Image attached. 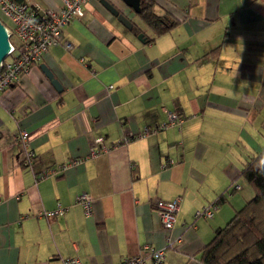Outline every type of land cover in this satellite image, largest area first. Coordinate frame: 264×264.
<instances>
[{
  "label": "crops",
  "instance_id": "obj_1",
  "mask_svg": "<svg viewBox=\"0 0 264 264\" xmlns=\"http://www.w3.org/2000/svg\"><path fill=\"white\" fill-rule=\"evenodd\" d=\"M26 1L40 10L62 4ZM110 1L130 29L88 0L62 40L0 92V264H115L145 245L163 248L167 234L181 241L165 248L162 264H201L216 229L254 194L240 171L264 146V0H153L176 20L157 35L141 3L134 12ZM168 112L182 122L157 130ZM21 130L34 152L30 167ZM81 193L91 197L89 217ZM175 197L166 231L154 204ZM211 203V217H194ZM58 204L62 213L43 214Z\"/></svg>",
  "mask_w": 264,
  "mask_h": 264
},
{
  "label": "built area",
  "instance_id": "obj_2",
  "mask_svg": "<svg viewBox=\"0 0 264 264\" xmlns=\"http://www.w3.org/2000/svg\"><path fill=\"white\" fill-rule=\"evenodd\" d=\"M87 1L62 0V4L58 9L45 8L40 10L37 5L26 0H0V12L9 24L7 31L9 35L14 36L16 39L15 43L10 40L9 56L2 61L0 66V92L19 81L23 75L28 73L32 64L39 62L51 46L58 44L62 40L64 26L73 17L82 15V5ZM63 44L66 48L72 46L69 41H63ZM167 116L168 118L165 122L157 125V130L182 122L181 116L176 112H168ZM16 139L24 154L23 163L30 167L34 159V152L29 146V133L26 130H21L17 134ZM94 155V151H91L82 157H75L63 165L43 170L38 174V179L48 174H55L80 163L81 160L88 156ZM235 187L238 188V185ZM77 200L81 203L84 214L89 217L92 206L91 197L86 193H81ZM154 208L158 213L163 228L166 231L172 229L179 210V197L171 200L158 199L155 201ZM215 209L216 205L214 203L203 206L195 211L194 217H211ZM63 210L64 208L58 204L56 209L44 211L43 214H59ZM180 241V237L171 238L167 234L166 244L163 248L145 245L144 253L124 257L115 264H162L165 248L173 247ZM147 259L149 263H147ZM62 264H81V261L78 257H68L63 260Z\"/></svg>",
  "mask_w": 264,
  "mask_h": 264
},
{
  "label": "trees",
  "instance_id": "obj_3",
  "mask_svg": "<svg viewBox=\"0 0 264 264\" xmlns=\"http://www.w3.org/2000/svg\"><path fill=\"white\" fill-rule=\"evenodd\" d=\"M139 15L153 27L156 35L176 24L171 15L154 10L153 0H141ZM0 19L9 25L1 12ZM10 40L16 42L14 36ZM240 176L252 186L254 194L234 212L227 224L216 229L199 254L201 264H264V146L248 159ZM223 195L214 203L223 201Z\"/></svg>",
  "mask_w": 264,
  "mask_h": 264
},
{
  "label": "water",
  "instance_id": "obj_4",
  "mask_svg": "<svg viewBox=\"0 0 264 264\" xmlns=\"http://www.w3.org/2000/svg\"><path fill=\"white\" fill-rule=\"evenodd\" d=\"M123 3L133 9L134 12L140 11L141 0H121ZM99 2L128 29L132 27V22L128 19L125 14L120 12L110 0H99ZM10 35L6 29V26L0 19V66L2 61L10 52ZM42 71L50 79L51 84L56 90H61V84L58 79L54 76L53 72L45 65L40 64Z\"/></svg>",
  "mask_w": 264,
  "mask_h": 264
},
{
  "label": "rangeland",
  "instance_id": "obj_5",
  "mask_svg": "<svg viewBox=\"0 0 264 264\" xmlns=\"http://www.w3.org/2000/svg\"><path fill=\"white\" fill-rule=\"evenodd\" d=\"M61 6V5H60ZM60 8V7H59ZM162 15H165V16H168L169 14L167 13V15L165 14V13H162ZM170 16V15H169ZM168 16V17H169ZM136 17V19H138V20H141L142 21V23H145L141 18H139V16H135ZM3 22V21H2ZM4 23V22H3ZM4 25L6 26V29H7V26H8V28H9V25H6L5 23H4ZM10 38H11V35H10ZM8 56L9 55H7L6 57H5V59L6 58H8Z\"/></svg>",
  "mask_w": 264,
  "mask_h": 264
}]
</instances>
